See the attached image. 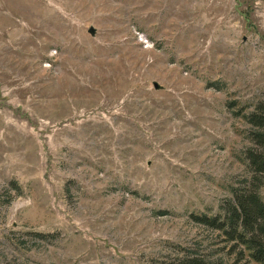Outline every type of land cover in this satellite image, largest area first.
<instances>
[{
  "label": "rangeland",
  "instance_id": "rangeland-1",
  "mask_svg": "<svg viewBox=\"0 0 264 264\" xmlns=\"http://www.w3.org/2000/svg\"><path fill=\"white\" fill-rule=\"evenodd\" d=\"M258 102L264 0H0V264H239Z\"/></svg>",
  "mask_w": 264,
  "mask_h": 264
},
{
  "label": "trees",
  "instance_id": "trees-1",
  "mask_svg": "<svg viewBox=\"0 0 264 264\" xmlns=\"http://www.w3.org/2000/svg\"><path fill=\"white\" fill-rule=\"evenodd\" d=\"M237 104L228 106L233 108ZM253 107L246 110V105L241 106L237 116L249 127L248 139L252 146L245 150L246 165L255 177H264V103L258 102ZM190 218L195 224L216 232L225 243L223 250L228 249L227 255H236V263L264 264V202L258 188L235 189L233 197L221 205L220 214L192 213ZM214 256L210 251L200 253L194 249L174 264H213L217 261Z\"/></svg>",
  "mask_w": 264,
  "mask_h": 264
},
{
  "label": "water",
  "instance_id": "water-1",
  "mask_svg": "<svg viewBox=\"0 0 264 264\" xmlns=\"http://www.w3.org/2000/svg\"><path fill=\"white\" fill-rule=\"evenodd\" d=\"M88 33H89L90 35H93V34H94V30H93L92 28H89ZM154 87H155L156 89L158 88L156 84H154Z\"/></svg>",
  "mask_w": 264,
  "mask_h": 264
}]
</instances>
